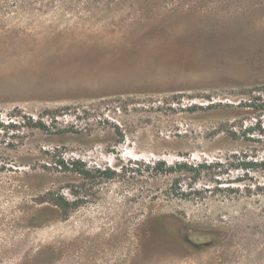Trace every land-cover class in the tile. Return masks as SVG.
I'll list each match as a JSON object with an SVG mask.
<instances>
[{
	"label": "rangeland",
	"instance_id": "1",
	"mask_svg": "<svg viewBox=\"0 0 264 264\" xmlns=\"http://www.w3.org/2000/svg\"><path fill=\"white\" fill-rule=\"evenodd\" d=\"M0 264H264V0H0Z\"/></svg>",
	"mask_w": 264,
	"mask_h": 264
},
{
	"label": "trees",
	"instance_id": "2",
	"mask_svg": "<svg viewBox=\"0 0 264 264\" xmlns=\"http://www.w3.org/2000/svg\"><path fill=\"white\" fill-rule=\"evenodd\" d=\"M246 165H250V163L248 162ZM179 167H183V168H186V167H188L186 164H180L179 165ZM170 169H172V168H170ZM82 172L84 173V174H86L87 172L86 171H84V170H82ZM102 173L103 174H105V175H107V176H110V175H112L111 173H108L106 170H103L102 171ZM56 204L58 205H64L65 203L64 202H60V201H56Z\"/></svg>",
	"mask_w": 264,
	"mask_h": 264
}]
</instances>
